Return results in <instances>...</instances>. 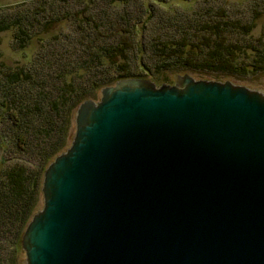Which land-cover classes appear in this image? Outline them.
Returning <instances> with one entry per match:
<instances>
[{
	"label": "water",
	"instance_id": "1",
	"mask_svg": "<svg viewBox=\"0 0 264 264\" xmlns=\"http://www.w3.org/2000/svg\"><path fill=\"white\" fill-rule=\"evenodd\" d=\"M25 264H264V92L177 75L82 102Z\"/></svg>",
	"mask_w": 264,
	"mask_h": 264
},
{
	"label": "rangeland",
	"instance_id": "2",
	"mask_svg": "<svg viewBox=\"0 0 264 264\" xmlns=\"http://www.w3.org/2000/svg\"><path fill=\"white\" fill-rule=\"evenodd\" d=\"M150 6L156 12L153 18L149 16ZM220 12L225 21L234 23L235 27H245V30L228 27L224 34L228 44L242 49L236 55L239 72L221 73L216 68L213 72H196L182 65L160 68L161 61L150 46L154 38L167 41L178 36L182 39L189 33L196 45L199 37L205 35V27L221 21ZM16 17L21 18V32L25 36L18 28L0 33V190L7 193L8 174L23 167L26 178L30 179L27 185L31 189L37 185L39 192L34 212L44 207L45 170L71 146L76 132L75 110L65 148L44 168V151L52 142L65 140L64 130H59L66 126L65 116L51 112L49 101L60 100L62 89L69 85L73 92L85 94L84 98L100 101L105 86L101 88L97 84L114 86L124 64L118 56L115 61L118 64H112L105 50L121 42L129 23L135 27L134 42L145 46V51L129 53L130 77L149 79L158 85H174L177 75L189 74L197 80L230 81L264 92V65H260L264 54V0H0V22H10ZM251 25L253 31L249 33L252 27L246 26ZM178 29H182L180 34ZM211 50L204 45L200 51L196 46L187 49L199 62L209 59ZM21 69L39 81L36 88L26 82L19 87L6 82L5 73ZM6 88L17 90L21 101L12 104L4 98ZM39 90L49 91L48 98L41 102ZM18 106L17 116L12 117V108L18 111ZM20 137L25 141H20ZM14 198L7 201L8 211L3 212L6 218H0V264H25L21 241L33 214L24 227L20 226L16 215L24 203ZM28 199L29 196L26 203ZM10 213L16 219H9Z\"/></svg>",
	"mask_w": 264,
	"mask_h": 264
},
{
	"label": "trees",
	"instance_id": "3",
	"mask_svg": "<svg viewBox=\"0 0 264 264\" xmlns=\"http://www.w3.org/2000/svg\"><path fill=\"white\" fill-rule=\"evenodd\" d=\"M129 1V0H128ZM129 2L126 1V4ZM148 11L150 12L149 16L153 18L154 15H156V12L151 8V6L148 8ZM87 13V10L84 12V14ZM222 15V12H220ZM84 15L83 13H81ZM225 16L222 15L221 21L215 22V24L211 25L210 27H205L204 30L206 31L205 35L201 38L199 37V42L195 45L193 43L192 37L184 36L182 39L178 36H174L167 41H162L161 37L154 38V41H151V47L152 52L155 56L159 58L161 63L159 64L160 68L167 69V68H173L175 65H182L185 69L193 70V71H200V72H208L218 69L221 73H231L232 70L238 71L239 67L237 66V53L239 51H242L241 47L238 45H231L227 43L226 37L224 36L225 30L228 27H231L233 29H242L245 30L244 26L239 25L238 27L234 26V23L225 21L223 18ZM172 23L175 22L173 19ZM21 18L16 17L14 19H11L10 22H0V33L5 32L12 28H18L19 32L22 34V36H25L24 32H21L20 26H23L21 24ZM185 23H189V21L186 20ZM176 24V23H175ZM20 27V28H19ZM251 26H246L247 29H250ZM135 27L130 25V23L127 25V28L123 31V38L120 43L116 45H111L113 47L110 48V50H105V54L113 61L112 64H118L116 59L117 56L122 58L124 60V64H128L130 62V51L136 50V53H139L140 51H145V46L143 43L138 45L134 42L135 39V33H134ZM180 30L179 34L182 32V29ZM253 31V27L250 29L249 33ZM198 38V37H197ZM20 40V39H19ZM23 40V39H22ZM204 46L211 48V55L209 56V59H206L204 62H199L197 59L193 57L194 53H189L187 49L189 47L196 46L199 51ZM99 62V61H98ZM122 65L121 70L122 74L120 76V79L125 78H132L129 75L130 65ZM115 65V66H116ZM260 65H264V54H261V61ZM241 71V70H240ZM213 72V71H212ZM239 72V71H238ZM4 77L6 78V82H8L10 85L15 86H21L22 83H30L33 85L34 88L39 84V81H36V78L33 77V75L30 73H26L25 70H17L11 73H5ZM60 77V76H59ZM58 75L55 78H59ZM45 82H43L42 87L44 88ZM102 85V86H101ZM109 84H97L98 87L103 88L104 86H108ZM71 85H69L67 88L65 86L64 90L62 89L63 94L59 95L60 100H51L49 101V109L50 111H54L56 113V116H60L62 113L65 117L64 120L66 122V130L65 128L59 129L64 130L65 132V140L52 142L51 145L44 151L43 154V163H45L43 166L44 168L50 164V162L54 159L55 156L59 155L60 152L65 148L66 146V138L68 136L69 130L71 128V120H72V114L74 113L78 106L84 102L85 100H88L84 98L85 94L79 95L76 91L73 92L70 88ZM1 87V86H0ZM66 89V90H65ZM49 92V91H48ZM47 91L42 92L39 90L40 95V102L46 98H48L49 93ZM75 97H81V99H75ZM4 98L7 100H10L12 104L18 103V101H21V95L19 92L11 91L10 89L6 88V93L4 92ZM74 98V101L71 102V99ZM17 105V104H16ZM17 108V106H16ZM64 108V109H63ZM10 110V108H8ZM20 110V107L18 106V111L12 108V117L17 116L18 112ZM51 111V112H52ZM76 113V112H75ZM75 117V115H74ZM25 138L20 137V141H23ZM25 141V140H24ZM58 143V144H57ZM43 168V170H44ZM26 170L21 168L13 169L11 170V174H8V192L0 190V218H6L3 217L4 211H8V199L10 198H17L18 200L22 201L24 203L23 209H20L18 215V220L20 222V226L24 227L25 224L30 220V216H34L38 211L34 212L35 206L38 204L37 197L39 196V192H37V185L31 189L30 186H28V182L30 179L26 178ZM37 194L36 198L35 195ZM29 196V199L26 203V198ZM14 198V199H15ZM32 216V218H33ZM10 217V218H9ZM13 213L8 214L9 219H16ZM31 218V220H32ZM29 225V224H28ZM27 225V227H28ZM26 227V229H27ZM21 228V227H20ZM22 233V232H21ZM25 233V232H24ZM20 234V231L18 232Z\"/></svg>",
	"mask_w": 264,
	"mask_h": 264
},
{
	"label": "bare ground",
	"instance_id": "4",
	"mask_svg": "<svg viewBox=\"0 0 264 264\" xmlns=\"http://www.w3.org/2000/svg\"><path fill=\"white\" fill-rule=\"evenodd\" d=\"M208 81V80H207ZM41 210V209H40ZM39 211V210H38ZM37 214V213H36ZM35 215V214H34ZM31 222V221H30Z\"/></svg>",
	"mask_w": 264,
	"mask_h": 264
}]
</instances>
